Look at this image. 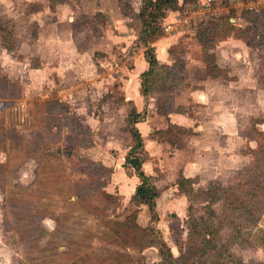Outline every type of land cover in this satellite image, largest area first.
I'll list each match as a JSON object with an SVG mask.
<instances>
[{"label": "rangeland", "instance_id": "1", "mask_svg": "<svg viewBox=\"0 0 264 264\" xmlns=\"http://www.w3.org/2000/svg\"><path fill=\"white\" fill-rule=\"evenodd\" d=\"M204 1L180 0L177 11L183 15ZM211 1L219 16L233 17L236 28L250 24L244 17L247 10L264 8V0ZM53 3L50 7V0H0V17L12 30L6 36L15 44L13 50H7L0 35V264H161L156 247H141L143 232L114 223L133 219L136 206L125 202L118 188L108 191L112 168L83 156L87 153L83 147L90 146L92 128L80 116L67 113L70 106L56 95L57 85L70 88L78 82L87 84L97 75L124 73L115 64L128 58L119 47V38H113L120 30L117 32L107 13L119 16L120 0ZM170 11L177 12L168 9L162 27L175 19L177 14L166 20ZM211 17L215 16L204 15L202 20L191 16L176 22L174 32L180 35V42L173 46L171 56L185 59V68L179 72L183 83L174 91L155 92L164 94L157 97L160 112L166 115L175 109L187 111L188 118L198 113L203 124L225 117L226 127H204L202 138L192 142L186 161L191 159L199 172L192 185L175 191L179 167L167 168L174 170L164 187L171 191L164 204H157L160 220L153 225L178 256L175 239L183 242L186 250L193 220L207 219L213 222L215 234L210 245L197 242L198 249H205L204 253L197 251V263L264 264V135L257 132L264 131L263 48L251 50L257 60L252 75H222L224 79L210 82L215 89H222L213 103H224L223 110L212 104L207 112L205 105L185 94L178 98L173 94L197 87L207 76L211 61L215 63V54L205 50L197 37L198 24ZM139 20L123 21L120 27L141 30ZM236 28L230 36L243 37ZM163 35L169 33L163 30ZM263 38L262 32L258 39ZM130 48L129 58L137 50L132 53ZM104 49L109 57L101 55ZM193 56L203 60L205 68L197 65ZM157 87L163 88V84ZM93 101L85 112L94 105L102 122L109 118L111 100L100 107L97 96ZM123 119L113 120L118 125L111 130L114 136L120 135ZM158 121L161 127L163 123ZM163 122L168 124L166 129L171 125L167 119ZM171 132L184 145L189 144V131ZM100 135L103 148L110 135ZM126 136L131 141L132 136ZM124 144L127 141L120 145ZM169 145L168 156L174 157L178 146ZM189 167L192 169V164ZM145 215L148 222L144 226L151 224L148 210ZM137 221L143 226L145 220L137 214Z\"/></svg>", "mask_w": 264, "mask_h": 264}, {"label": "crops", "instance_id": "2", "mask_svg": "<svg viewBox=\"0 0 264 264\" xmlns=\"http://www.w3.org/2000/svg\"><path fill=\"white\" fill-rule=\"evenodd\" d=\"M122 2L128 3L133 8L135 13H139L142 7V0H120V4L118 5L120 17L118 15V17L115 16L109 11L107 12L108 19L115 26V29L117 30L119 28L120 30L117 34L115 32L113 38H119L116 40L117 42H120L119 47L122 48L123 54L130 48L132 42L133 44L135 42L137 46L136 53L132 57H128L125 61L128 65L125 63H121L120 65L117 63L115 64L118 67L120 66V70L124 73L120 75H97L95 78H92L90 82L88 81L87 84L85 82H78L77 84L71 85L70 88L65 85H57L58 94L56 95L61 98V101H65L70 106V112L72 114H76L77 116L83 118V122L87 124L88 127L92 128L95 140L90 146L83 147L85 152H87L83 156L97 160L98 162L100 161L106 167H109L110 169L112 168L111 181L107 186L108 191L114 192L112 188L114 187L115 190L118 188L122 199L129 204L136 191V187L141 181L133 169L125 168L123 166L125 158L133 145L131 134L126 129V119L131 108H136L138 112H144V114H146L147 118L145 117V120L137 122L136 125L143 136L145 153L147 155L146 160L143 163V170L148 175H152L155 178V184L162 190V194L157 200V204L159 205L160 201L162 204L167 201L169 196L167 194L171 191V189L165 190L164 187L166 185L167 178H171L174 170L167 168L171 165L175 168L179 167L177 168L179 170V176L180 174H183L185 177L193 180L199 172H197L195 167H193L195 163H193L191 159L188 160V162L186 161L187 156H189V154L186 155V153L192 151V144H194L192 143L193 141L195 142L202 138L201 130L204 129V127L215 126L219 129L224 128V126L226 127L224 122L226 119L225 117H222L217 121L207 120L208 122L205 121L204 125L201 122L199 123L198 113L195 118L191 116L188 118L186 115L188 114L187 111L175 109L171 110V112L166 115L164 112L159 111V97H157L164 95L163 93L153 92L148 96V99L143 96L141 90V74L149 69V63L145 54L147 47L151 46L155 48L157 58L161 63L171 65L174 62V58L171 56L170 49L174 45L179 44L180 35L177 32L169 33V35H163L152 40L148 45L144 44L141 40H138L140 28H128L125 30L120 27V23L123 21L138 19L136 17L125 15L122 12ZM176 13L173 11L167 13L166 20L174 17ZM254 47L255 46L248 45L246 41L241 38L230 36L222 39L210 51L215 54V63L217 66L222 70L225 69L226 71L223 70L222 73L219 74L220 76H213L214 74L205 70L204 75L207 76H205V79L202 81L199 80L197 87L191 90L183 88L181 91L174 92L173 94H175L176 98L185 94L187 99L192 98V100L198 104L205 105L203 108L207 110V112H209L210 105L212 104L220 107L221 103H213V99H215V95H218L219 92L222 93V89H215V87L210 85V82L224 79L222 75H252L254 66L257 62V60L250 54ZM106 52L108 51L104 49L101 55L109 57ZM192 60H195L197 65H202L203 68H205L206 65H204L205 63L203 60L196 59L194 56ZM108 63L110 64V60ZM234 64L241 67L235 68L233 66ZM187 68H189V64H187ZM60 76L62 77L64 75ZM201 84H205V86H200ZM89 95H95V97H87ZM96 96L99 100L98 107H100L101 103L104 105L107 100H111L109 103H111L112 111H114L113 113H111V111L109 118L103 122L101 121L100 116H97L94 105H92L90 112H85L86 105L94 103L93 100H96ZM183 102L180 104H183ZM222 105L221 109L223 110ZM129 107L131 108L128 109ZM115 118H117V120L124 118L122 120V127L120 130L121 133L118 136H114L115 134H112L111 132V130L114 131V127L116 128L118 126L117 123H114L113 121ZM159 118H161V120ZM165 119L173 124L190 128L192 130V133L188 135L191 138L189 144H187L189 149H186L187 145L185 148L177 149L174 157L168 156L167 148H169L170 145L166 142L158 140L157 137L153 135L156 130L165 129L167 127L168 124L165 125L163 122ZM156 121L159 123L161 121L163 125L159 127ZM122 129L123 132H126L125 135L123 134ZM102 133L110 135L109 138H106V140L103 141L105 142L103 148L101 147L103 143L99 141V139H101L99 135L102 136ZM127 133L131 137V141L129 142L128 137L126 136ZM125 141H127V144H124V146L120 145L121 142L125 143ZM113 150L116 151L114 152ZM110 151L111 155L109 154ZM89 152H95V154L90 156ZM190 164H192V169L189 167ZM174 190L178 192L180 191L177 182ZM140 209L141 211H139L138 216L141 215L143 220H145L144 223H141L144 226L145 222H148V216L145 214L147 210L149 211V209L147 205H141Z\"/></svg>", "mask_w": 264, "mask_h": 264}, {"label": "trees", "instance_id": "3", "mask_svg": "<svg viewBox=\"0 0 264 264\" xmlns=\"http://www.w3.org/2000/svg\"><path fill=\"white\" fill-rule=\"evenodd\" d=\"M50 1V7H53V2L62 3L65 0ZM183 1L186 2L188 0ZM180 8V0H142L140 12L135 13L129 4H122V12L125 15L140 19L142 28L139 33V39L146 45H148L152 40L162 36L163 27L161 20L165 17L166 11L168 9L177 11ZM244 14L245 19L250 23L246 27H234L235 25L232 22L233 17L225 14L201 21L197 26V37L201 45L205 47V50L209 52L213 47H215L219 40L230 37L235 28L241 31L243 36L241 38H243L248 45L258 46L264 50V38L262 40L258 39L259 34L262 32L264 33V8L257 11L247 10ZM7 32L11 34L12 30L10 29L8 23L0 17V35L3 38L4 47L7 50H13L15 48V44L11 43L9 38L6 36ZM170 53L171 55H174L173 47L170 49ZM145 54L149 63V69L141 74V90L146 99H148V96L151 93L157 90L162 92L174 91L177 86L183 83L181 77L179 78V72L181 68H185L186 64L184 58L182 59L180 57H176L173 64L168 65L161 63L158 60L155 48L151 46L147 47ZM211 55L213 57V53ZM222 71L223 70L220 69L216 63L211 61L210 70H208L209 73L214 74L213 76H220L219 74H221ZM159 83L163 84V88L159 89L157 87ZM58 102L59 101H56V103ZM66 111L69 113L70 109L68 108ZM141 120H145V114L144 112H138L136 108L131 109L126 119V129L131 134L134 144L128 152L123 166L125 168L131 167L141 181L136 187V191L130 200V204L136 206L134 218H130L124 222L114 221V223L118 225L119 228L125 227V229L129 228L132 231L143 232L144 242L141 244V247H156L161 256V264H200L197 263V251L201 250L202 253H204L205 249H198L197 242H204L205 246L210 245L215 234L213 222H210L207 219H194L193 224L189 227L188 239L185 242L187 249H183V242L175 239L177 247L180 251L178 256L173 253L172 248L160 234L157 226L153 225L160 220V214L157 210V200L161 196L162 190L155 184V178L152 175H148L143 170V163L146 160V157H143V153H145V145L143 136L136 125L137 122ZM170 124L171 125L167 129H158L153 135H155L160 141L167 142L172 146L177 145L178 149L185 148L186 145H184L183 141L176 139L177 134L173 136L171 131L177 129L179 132L188 133L189 131V134H191L192 130L177 124ZM257 132L264 135V131ZM93 136L94 133L91 132L88 142L89 145L94 143ZM177 183L179 188L182 189L185 185H192L193 182L192 179L181 174ZM104 194L110 198L112 197V194L106 191H104ZM80 198L81 196L78 195V199ZM141 205H147L151 215V224L146 226H141L137 221V214Z\"/></svg>", "mask_w": 264, "mask_h": 264}, {"label": "built area", "instance_id": "4", "mask_svg": "<svg viewBox=\"0 0 264 264\" xmlns=\"http://www.w3.org/2000/svg\"><path fill=\"white\" fill-rule=\"evenodd\" d=\"M252 8V7H251ZM169 13V12H168ZM176 17L172 22L166 23V25L163 26V30L166 33H174L175 28L178 26V23L176 22H183L186 21L187 18H190L191 16H194L196 19L199 18L202 20V16L204 15H210V16H217V11L213 7V3L211 0H206L204 2H200L198 5L193 6L192 8L186 9L184 14L182 15V12L177 11ZM187 14L191 16H187ZM184 16V18H182ZM137 46L133 45L130 49L132 53H135V48ZM128 50V49H127ZM125 56L128 58L130 56V52L126 51Z\"/></svg>", "mask_w": 264, "mask_h": 264}]
</instances>
